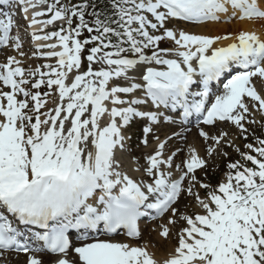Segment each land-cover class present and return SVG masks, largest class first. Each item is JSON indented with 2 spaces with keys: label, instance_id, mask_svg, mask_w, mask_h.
I'll use <instances>...</instances> for the list:
<instances>
[{
  "label": "snow or ice",
  "instance_id": "1",
  "mask_svg": "<svg viewBox=\"0 0 264 264\" xmlns=\"http://www.w3.org/2000/svg\"><path fill=\"white\" fill-rule=\"evenodd\" d=\"M9 6L24 19L40 8L28 20L32 56L52 62L25 68L13 55L0 62V254L23 253L24 264H264V0ZM223 18L262 30L188 27ZM14 26L11 11L0 12V45L27 57L19 33L10 35ZM176 115L181 124L197 121L204 155L186 143L177 163L185 148L170 141L185 138L156 134ZM133 124L146 149L150 136L155 142L140 156L129 147ZM237 138L251 142L242 150ZM225 146L239 159L215 185L202 181L206 157H227ZM145 217H166L157 226L162 238L178 229L163 258L130 242L142 236ZM120 233L129 240L100 238Z\"/></svg>",
  "mask_w": 264,
  "mask_h": 264
},
{
  "label": "rangeland",
  "instance_id": "2",
  "mask_svg": "<svg viewBox=\"0 0 264 264\" xmlns=\"http://www.w3.org/2000/svg\"><path fill=\"white\" fill-rule=\"evenodd\" d=\"M39 10H40L39 7L36 8V11H39ZM38 18H40V17H38ZM43 18L45 19V17H43ZM23 21L25 22V20H23ZM14 22H16L19 25H22V28H21L22 30L19 29L17 26H15L17 28V30L14 28L12 35H16L17 32L19 33V35L21 37V41H22L23 50L27 53V57H20V59L23 61V66L25 68H29V67H35V66L43 64L45 62H52V61H45L43 59H38V58L32 56V45L29 44V40H27V38H26V34H28V35L31 34V31H29L30 29H28L26 22L23 23L22 19H20V18L17 20L15 19ZM56 24H59V23L56 22ZM179 26L184 27L185 25L183 26V24H180ZM23 28H24V30H23ZM37 43H41V42H37ZM162 46H168V45H162ZM13 52L14 51H12V49L2 51L0 53V60H1L0 62L5 61L7 55H14V56L17 55L16 50H15L14 54H12ZM45 90L46 89L44 87L41 88L42 92ZM5 91H7V89H5ZM48 106L51 107L52 105L49 104ZM163 125H165V124H163ZM252 127H255L257 134H260L261 130L258 127H256V126H252ZM157 128H161V127H157ZM220 128H221V130L228 131L230 134H231V132H230L231 129H233L232 134L237 135V130L234 127L231 128L228 125H223V126H220ZM228 128L230 130H228ZM161 129H164V128H161ZM175 131L179 134H181V132H184L182 130L181 131L179 130V132H178L177 128L175 129ZM175 131L173 133H176ZM190 131H191V134L189 135L188 133ZM195 131L196 130L191 129V130H189L188 133L185 132L184 135L188 136V138L191 135L196 136ZM163 133H164V130L157 135H159L161 139H164L165 137H162ZM130 135H131V141H130L129 147L132 150V154L134 156H140L141 153L146 152V151H150L151 148L155 146V142H154L153 138H151L149 140V148H147V149L144 147L143 144L140 143V140L142 139V133H141L140 129L138 127H136L135 124H133V126L130 129ZM179 140L183 143V141L181 139H179ZM248 142H251V138H249V140H244L243 138H237L236 139V144L238 146H240L242 150H243V145L245 143H248ZM184 144H186V142ZM205 147H206V145L203 144L202 145V149H203L202 152L203 153H204ZM223 151L228 152L229 155L227 157H224V156H221L219 154L214 153L213 156L211 157V159L208 160L209 167L207 169V174H205L203 171H199V170L197 171V175L201 178L202 181L215 185L217 182H219L220 180H222L224 178V173L227 171V168H226L227 163L230 160L239 159L238 154L232 148L225 146ZM181 154H183V153H181ZM179 158H183V155L179 156ZM206 159H208V158L206 157ZM179 162H180V159L177 163H179ZM141 163H143V161H141ZM124 167L129 173L139 177V174L134 171V169L136 167V164L134 161L126 160ZM203 194H204L203 191H201V195H203ZM186 203H189V201L182 199L181 206H183V204H186ZM165 221H166V217L165 218H158V221L148 223V224H144L143 225L144 228H142V236L139 238V240L135 241V243H147L148 244L149 240L151 238H153V239H155L156 242H158L159 240L163 242V247H164L163 251L166 250V248L169 249L170 245H171V247H173L176 244V236L174 233L178 229H173V235L170 236L168 239L162 238L158 234L159 228L157 226L159 224L165 223ZM117 237L116 238L115 237L114 238H107V239L118 240L121 238L120 236H117ZM172 239H173V241L170 243V240H172ZM118 241H122V240L120 239Z\"/></svg>",
  "mask_w": 264,
  "mask_h": 264
},
{
  "label": "bare ground",
  "instance_id": "3",
  "mask_svg": "<svg viewBox=\"0 0 264 264\" xmlns=\"http://www.w3.org/2000/svg\"><path fill=\"white\" fill-rule=\"evenodd\" d=\"M9 1H11V0H6V2H9ZM32 11H36V9H29V11H28V19H23V20H25V22L27 24V27H28V29H30L29 31H31V32L33 31V28L29 27L28 20L31 18ZM21 16H23V12L21 11V14L17 12V14L15 16H13V17H15L14 21H15V19L16 20L19 19V18L21 19ZM38 19H44V18L40 17ZM34 27L36 29H39L41 26L40 25H35ZM188 27L191 28L193 31L205 32V33H209V34H224L225 32H235V31H237L239 29H248V28H253V29L257 30V31H261L262 30L261 29V24L259 22L253 23V22H250V21H241L239 19H230V18H223V19H221L218 22H207V23H205V24H203L201 26L188 25ZM23 30H24V28H23ZM8 49L9 50L12 49V51H14L12 54L15 53V49L7 47V46L1 48L0 52L6 51ZM17 59H20L19 55L17 56ZM2 62H4V61H2ZM163 124H165V128L164 129H161V128H156L155 129L156 134H158V133H160V132H162L164 130L163 137H164V135L166 134L167 131L173 133L175 131V129L178 127L176 124H173V123L163 122ZM191 129H193V128H190L189 130H191ZM181 130L185 131L183 128L180 129V131ZM189 130H187L185 132L188 133ZM206 130H209V128L207 127ZM232 130L233 129H231V131H230L231 132L230 137H236V135L232 134ZM195 132H196V136H194V135L189 136V138L187 140V143H194L196 145V147L198 148V150L201 152V155H204V153L202 152L203 151L202 145L204 144V142L202 141V139H200L198 137L197 131H195ZM150 138H151V136L149 137V139ZM170 143L176 145L177 147L185 148V151L183 152V154H180V156L183 155V157H184V156L187 155L186 146L178 138L171 140ZM207 158H208V160L211 159V157H207ZM179 159L180 158L178 157L177 161H179ZM195 210H198V209H195ZM144 223L145 222H141L140 223V228L141 229H142V226L144 225ZM113 240H115V239H113ZM121 240L127 242L129 239H125L124 237H122ZM135 241L136 240H132L130 242L135 244ZM172 241H173V239L170 240V243ZM148 246H149V251L155 253L157 258H163V256L166 254V252L169 251L172 248L171 245H170L169 249L166 248V250L163 251V248H164L163 247V242L160 241V240L158 242H156L155 239H153V238H151L149 240ZM43 258H44V260L49 261L48 260L49 259L48 255H44ZM24 260H25V255L24 254L15 255V254H12L10 252H8L5 256H4V253L0 254V264H24Z\"/></svg>",
  "mask_w": 264,
  "mask_h": 264
},
{
  "label": "trees",
  "instance_id": "4",
  "mask_svg": "<svg viewBox=\"0 0 264 264\" xmlns=\"http://www.w3.org/2000/svg\"><path fill=\"white\" fill-rule=\"evenodd\" d=\"M73 2H78V0H73ZM84 35H87V33H85Z\"/></svg>",
  "mask_w": 264,
  "mask_h": 264
}]
</instances>
